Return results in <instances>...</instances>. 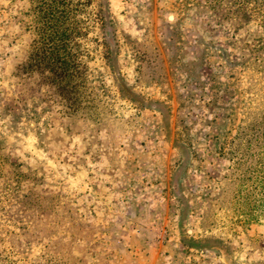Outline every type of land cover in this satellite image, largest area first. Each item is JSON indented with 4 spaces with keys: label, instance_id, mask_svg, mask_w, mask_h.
Returning a JSON list of instances; mask_svg holds the SVG:
<instances>
[{
    "label": "rangeland",
    "instance_id": "obj_1",
    "mask_svg": "<svg viewBox=\"0 0 264 264\" xmlns=\"http://www.w3.org/2000/svg\"><path fill=\"white\" fill-rule=\"evenodd\" d=\"M42 3L0 0V264H264V0H62L69 85Z\"/></svg>",
    "mask_w": 264,
    "mask_h": 264
},
{
    "label": "trees",
    "instance_id": "obj_2",
    "mask_svg": "<svg viewBox=\"0 0 264 264\" xmlns=\"http://www.w3.org/2000/svg\"><path fill=\"white\" fill-rule=\"evenodd\" d=\"M43 5L40 8V12H42L43 16V31L44 35L47 34L43 39L46 44L42 45L41 48V60L47 62V67L50 73L54 75L55 81L59 82V84H63L67 82V85L72 83L73 74L70 73V65L69 62L64 59L60 51L62 48H65V40L64 34L62 33V23L60 22V18L55 16L56 13L60 12V8H58L59 2L62 0H42ZM64 41V42H63ZM63 42V43H62ZM60 43H62L60 45ZM50 46V47H47ZM264 127V122L260 124H255L251 132L253 133V137L259 140V135L262 133L264 137V129L262 130L260 126ZM261 130L263 132H261ZM259 163L263 159L264 161V151H259L257 154ZM261 157V158H260ZM261 168H264V162L260 163ZM259 165V164H258ZM260 166V165H259ZM257 172V170L255 171ZM263 174L264 170L258 171ZM259 177H257L258 181ZM259 184L264 186V177L261 178ZM259 185L256 186V189Z\"/></svg>",
    "mask_w": 264,
    "mask_h": 264
}]
</instances>
